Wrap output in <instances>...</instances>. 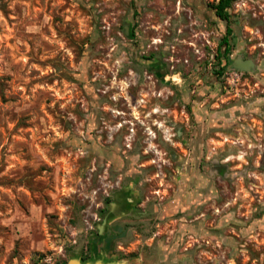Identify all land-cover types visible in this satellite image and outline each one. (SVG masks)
Segmentation results:
<instances>
[{"label": "rangeland", "instance_id": "obj_1", "mask_svg": "<svg viewBox=\"0 0 264 264\" xmlns=\"http://www.w3.org/2000/svg\"><path fill=\"white\" fill-rule=\"evenodd\" d=\"M217 2L0 0V264H264V0Z\"/></svg>", "mask_w": 264, "mask_h": 264}, {"label": "trees", "instance_id": "obj_2", "mask_svg": "<svg viewBox=\"0 0 264 264\" xmlns=\"http://www.w3.org/2000/svg\"><path fill=\"white\" fill-rule=\"evenodd\" d=\"M234 0H218V2L213 6L215 15L220 18L221 20L228 21L229 13L228 9L230 8L232 2ZM232 31L230 28H227L226 34L221 40L220 46L224 47V50L221 54L222 57L227 58L230 54L231 45H230V35ZM93 252L96 254V246H93Z\"/></svg>", "mask_w": 264, "mask_h": 264}, {"label": "water", "instance_id": "obj_3", "mask_svg": "<svg viewBox=\"0 0 264 264\" xmlns=\"http://www.w3.org/2000/svg\"><path fill=\"white\" fill-rule=\"evenodd\" d=\"M233 65L237 68L247 70L249 65H251V62H249V61L242 62V61L237 60L234 62ZM68 264H104V263L98 259H93V260L87 261L85 263H82L81 260H79V259H74V260L69 261Z\"/></svg>", "mask_w": 264, "mask_h": 264}]
</instances>
